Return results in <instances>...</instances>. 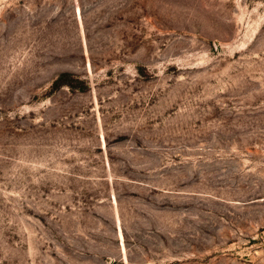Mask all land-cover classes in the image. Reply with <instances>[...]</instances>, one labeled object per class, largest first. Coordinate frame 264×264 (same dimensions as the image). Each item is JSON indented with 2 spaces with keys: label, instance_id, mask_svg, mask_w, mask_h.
Returning a JSON list of instances; mask_svg holds the SVG:
<instances>
[{
  "label": "rangeland",
  "instance_id": "374dc122",
  "mask_svg": "<svg viewBox=\"0 0 264 264\" xmlns=\"http://www.w3.org/2000/svg\"><path fill=\"white\" fill-rule=\"evenodd\" d=\"M0 264H264V0H0Z\"/></svg>",
  "mask_w": 264,
  "mask_h": 264
}]
</instances>
